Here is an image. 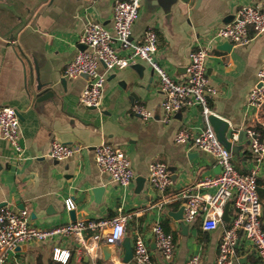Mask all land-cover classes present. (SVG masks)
Segmentation results:
<instances>
[{"label": "crops", "instance_id": "crops-1", "mask_svg": "<svg viewBox=\"0 0 264 264\" xmlns=\"http://www.w3.org/2000/svg\"><path fill=\"white\" fill-rule=\"evenodd\" d=\"M259 2L139 0V16L130 36L131 42L137 43L145 29L153 28L159 62L179 80L185 77L189 52L198 45L209 49L206 75L217 90L210 106L212 114L226 122L225 135L237 134L231 142L235 146L231 157L240 173L253 167L247 130L264 133V105L259 110L247 105L256 73L264 67V33L245 46L232 45L228 51L220 47L222 42L211 41V36L233 19L238 7ZM112 4L113 0H0V107L16 110L23 148V159L16 160L0 133V209L25 210L30 223L40 228L71 221L66 200L75 220L109 218L118 213L128 216L124 236L108 260L102 259L100 251L104 243L94 247L86 233L88 249L73 238L28 243L10 251L5 264H50L56 261L54 248L69 252L68 264H135L132 258L123 261L121 246L125 237L132 243L135 232L146 239L155 264H185L196 253L202 264H215L220 237L233 216L232 204L228 206L229 219L222 218L212 231L201 228V216L186 224L184 231L172 216L182 207L176 196L183 188L214 192L195 187L198 180L218 174L214 158L190 144L174 142L180 129L196 134L211 127L200 108H184L163 122L157 77L143 60L105 73L98 109L79 102L87 77L64 75L66 64L82 49L78 39L86 23H100L113 35ZM112 46L119 55H126L118 41L113 40ZM134 103L151 110L153 117L140 120L132 113ZM53 140L81 148L68 158L53 160L48 156ZM101 142L127 156L134 172L128 187L98 170L93 148ZM156 160L166 163L170 172L171 183L164 192L151 188L147 181L148 164ZM137 177L144 178L140 187ZM257 182L264 228V158ZM99 187L102 191L95 193ZM157 223L174 238V256L169 262L155 245L151 229ZM258 263L253 245L240 236L232 264Z\"/></svg>", "mask_w": 264, "mask_h": 264}, {"label": "built area", "instance_id": "built-area-1", "mask_svg": "<svg viewBox=\"0 0 264 264\" xmlns=\"http://www.w3.org/2000/svg\"><path fill=\"white\" fill-rule=\"evenodd\" d=\"M139 9V0H113V35L97 22L90 21L83 27L78 42L84 49L77 52L64 70V75L69 78L80 75L87 77V83L79 97L80 104L86 108L98 109L106 80L105 73L123 69L136 60H143L151 66L157 77L158 89L162 95L160 107L163 122H167L176 112L193 106L199 107L206 118L212 114L210 99L217 92L206 75L205 64L209 49L203 45L193 48L189 52L184 79L171 77L157 58V35L153 28L145 29L139 42L132 43L130 40ZM260 33H264V0H260L258 4L238 7L233 19L213 32L211 41L245 46ZM113 40L118 41L121 48L126 50L125 56L117 53L112 46ZM247 105L255 110L264 105V67L256 73V82L248 93ZM131 110L142 121L153 117L152 111L139 103H134ZM0 133L14 151L15 159L22 160L19 118L16 110L10 106L0 107ZM247 135L248 150L253 161V167L247 173L236 170L231 151L217 139L211 127L196 134L180 129L174 136L175 143L190 144L193 148L210 154L219 167L218 174L198 180L195 186L203 190L214 189L213 193L199 192L189 187L177 193L176 197L183 206V223L190 224L201 216V228L212 231L222 222L225 204H232L233 216L220 237L215 264H232L240 236L253 245L259 259L258 264H264V228L257 192V173L264 158V133L248 129ZM235 137L237 134H232L226 136V140L231 143ZM80 148L79 145L53 140L48 156L53 160H62L79 152ZM93 149L98 170L107 173L120 186L128 187L134 178V172L124 152L106 142L97 144ZM147 181L151 188L164 192L171 183L167 164L157 160L150 162ZM65 207L67 210L71 209L69 200L65 201ZM127 220L128 216L118 213L109 218L80 219L50 228H40L30 223L27 211L3 207L0 209V264L6 263L10 251L28 243L73 238L86 247V233L94 247L99 242L116 244L124 236ZM151 232L162 258L167 262L171 261L175 251L173 235L166 232L159 223L152 227ZM131 246L135 264H155L148 243L141 233L135 232ZM68 257V251L53 249L54 260L65 263ZM185 264H202L201 255H190Z\"/></svg>", "mask_w": 264, "mask_h": 264}, {"label": "water", "instance_id": "water-1", "mask_svg": "<svg viewBox=\"0 0 264 264\" xmlns=\"http://www.w3.org/2000/svg\"><path fill=\"white\" fill-rule=\"evenodd\" d=\"M196 1H199V0H196ZM220 47L223 48L225 51H228L231 49L232 44L229 42H222ZM82 49H84L83 45H82ZM206 119H207L209 125L212 127L217 139L220 142L224 143L225 148L227 150L234 151L235 146L226 140V135H225V132L227 130L226 122L214 114H209L206 117ZM143 181H144V178H142V177L136 178V182H137L138 187H140L142 185ZM101 191H102L101 187L96 188V190H94L95 193H99ZM228 206H229V203H226L224 206L223 215H222L223 220L229 219ZM68 213L70 215L71 221H74L75 220L74 212L72 210H69ZM182 214H183V206L180 208V210L178 212L173 213L172 216L175 220L179 221V225H180L181 229L184 231L187 229V225L184 224L182 221ZM121 246L124 249L123 261L127 262L132 258V246H131V243H130V240L128 237H125L122 240ZM115 249H116L115 244H112V243L102 244L100 246L102 259L103 260L110 259L115 254Z\"/></svg>", "mask_w": 264, "mask_h": 264}, {"label": "trees", "instance_id": "trees-1", "mask_svg": "<svg viewBox=\"0 0 264 264\" xmlns=\"http://www.w3.org/2000/svg\"><path fill=\"white\" fill-rule=\"evenodd\" d=\"M257 185H258V182H257ZM257 192H259L258 189H257ZM163 229H164L166 232H169L165 227H163ZM50 264H62V263L51 260V261H50ZM65 264H68V263H65Z\"/></svg>", "mask_w": 264, "mask_h": 264}]
</instances>
